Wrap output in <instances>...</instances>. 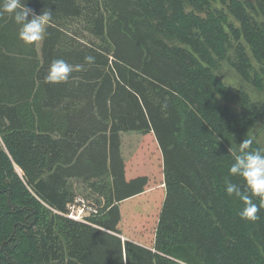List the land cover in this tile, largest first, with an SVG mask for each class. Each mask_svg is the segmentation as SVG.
Instances as JSON below:
<instances>
[{"label":"trees","instance_id":"1","mask_svg":"<svg viewBox=\"0 0 264 264\" xmlns=\"http://www.w3.org/2000/svg\"><path fill=\"white\" fill-rule=\"evenodd\" d=\"M4 2L0 264H264V201L252 197L260 211L249 220L226 192L248 193L229 168L244 139L263 150L252 134L260 114L217 73L228 62L264 89V0H26L52 13L40 56ZM55 59L74 66L67 81L45 79ZM127 132H152L162 155L152 247L118 235L119 203L147 185L126 178ZM74 183L106 199L101 216H67Z\"/></svg>","mask_w":264,"mask_h":264},{"label":"rangeland","instance_id":"2","mask_svg":"<svg viewBox=\"0 0 264 264\" xmlns=\"http://www.w3.org/2000/svg\"><path fill=\"white\" fill-rule=\"evenodd\" d=\"M230 19L235 25H239L232 16ZM41 43L42 41L35 43L39 56ZM250 60L258 70L260 64L254 57H250ZM217 73L225 85L246 90L258 108L260 119L264 117V89L258 90L244 80L228 62L222 63ZM260 119L252 129V134L264 150V128L262 127L264 120ZM121 155L125 163L126 178L146 176L147 185L140 196L119 203L121 216L118 235L123 240H131L152 247L164 200L163 160L160 148L152 132L121 133ZM17 170L21 173L18 168ZM84 186L82 183H74L76 196L74 202L68 206L74 218H78L75 220L79 221H84L88 216H101L106 208V199Z\"/></svg>","mask_w":264,"mask_h":264},{"label":"clouds","instance_id":"3","mask_svg":"<svg viewBox=\"0 0 264 264\" xmlns=\"http://www.w3.org/2000/svg\"><path fill=\"white\" fill-rule=\"evenodd\" d=\"M2 12L12 15L14 22L19 26L18 36L26 44L42 41L46 36L47 26L52 22L50 10L35 14L26 6V0H5ZM94 61L93 56L85 57V62L88 64ZM75 67L82 68L83 65ZM73 70L74 66L64 59H55L49 65L45 79L52 83L64 82L69 79ZM252 144L251 138L244 139L240 143L239 153L235 155L234 162L229 168L231 174L243 178L248 193H243L235 183H228L226 192L240 197L244 202L245 207L241 212L243 218L257 220L260 208L252 197H259L264 201V150L251 149Z\"/></svg>","mask_w":264,"mask_h":264},{"label":"built area","instance_id":"4","mask_svg":"<svg viewBox=\"0 0 264 264\" xmlns=\"http://www.w3.org/2000/svg\"><path fill=\"white\" fill-rule=\"evenodd\" d=\"M67 216L70 217V218H73V219H78V218H74L73 214H71L70 210L69 212L67 213ZM85 221V220H84Z\"/></svg>","mask_w":264,"mask_h":264}]
</instances>
